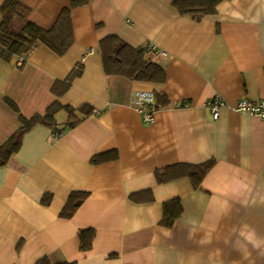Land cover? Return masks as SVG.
I'll return each mask as SVG.
<instances>
[{"label":"crops","instance_id":"1","mask_svg":"<svg viewBox=\"0 0 264 264\" xmlns=\"http://www.w3.org/2000/svg\"><path fill=\"white\" fill-rule=\"evenodd\" d=\"M20 1L45 29L70 5ZM72 18L75 41L64 55L40 44L26 56H0V145L22 116L46 115L55 102L93 109L76 111L83 119L73 128L60 110L56 130L34 126L0 165V264H264V243L254 247L241 235L264 242V121L232 108L264 97V0H225L200 18L181 14L173 0H92ZM114 34L165 51L152 58L165 82L107 74L100 42ZM137 90L166 96L155 122L131 107ZM215 96L230 105L218 119L207 106ZM211 159L198 188L188 176L158 180L165 168ZM75 191L88 196L63 217ZM175 199L183 212L166 227L165 204ZM88 228L95 237L83 251L79 232Z\"/></svg>","mask_w":264,"mask_h":264},{"label":"trees","instance_id":"2","mask_svg":"<svg viewBox=\"0 0 264 264\" xmlns=\"http://www.w3.org/2000/svg\"><path fill=\"white\" fill-rule=\"evenodd\" d=\"M92 0H69L70 5L65 7L55 24L50 29H45L31 21L28 14L31 8L20 0H4L1 5L2 19L0 22V56L5 60H11L14 56H26L40 44H45L59 55H64L73 45L74 24L72 10L85 6ZM225 0H173L174 6L183 15H190L194 18L215 15L218 6ZM100 50L103 55L104 68L109 75H122L138 81L151 83H164L166 71L164 67L152 59L147 58L146 48H135L122 40L117 35L105 37L100 42ZM77 75V70L73 71L68 79L67 89ZM157 101L161 105L169 102L164 95H158ZM9 102L14 106L15 103ZM65 109L69 113L67 126L75 127L84 116L93 111L89 106L74 108L69 105H62L59 102L52 104L46 115L36 114L31 118L22 116V127L3 145H0V165L7 164L12 156L17 153L23 143L24 135L34 126L43 124L56 130V114ZM76 111L83 114L78 117ZM99 154L93 158V163L98 164L110 158H116L114 152ZM215 160L199 164H178L165 168L157 172L159 182H168L173 179L188 176L196 188L200 187L205 175L213 168ZM88 193L85 191H75L71 194L61 215L71 217L81 206ZM135 198V197H133ZM50 195L44 198L45 203H49ZM183 207L178 199L165 204L162 225L171 227L180 217ZM80 248L83 251L91 249L95 237L93 228L83 229L79 232ZM37 264H73L69 262L52 263L50 259L43 258Z\"/></svg>","mask_w":264,"mask_h":264},{"label":"built area","instance_id":"3","mask_svg":"<svg viewBox=\"0 0 264 264\" xmlns=\"http://www.w3.org/2000/svg\"><path fill=\"white\" fill-rule=\"evenodd\" d=\"M146 49L147 55L150 56L151 59L167 55L165 51L159 49L155 45H150ZM207 106L211 109L213 117L218 119L220 117L221 108L229 107L230 105H228L221 96H215L207 102ZM131 107L135 109L147 123L155 122L156 113L160 108L156 93L153 90H137L131 101ZM232 108L241 113L258 116L264 121V97L258 100L242 98ZM60 136L61 134L59 132L53 133L54 138H59Z\"/></svg>","mask_w":264,"mask_h":264},{"label":"clouds","instance_id":"4","mask_svg":"<svg viewBox=\"0 0 264 264\" xmlns=\"http://www.w3.org/2000/svg\"><path fill=\"white\" fill-rule=\"evenodd\" d=\"M241 235H242V236H245V238H246L249 242H251V243L253 244L254 247L259 248L260 245H261V243H264V242H262V241L256 239V238L254 237V233H248V234H245L244 232H241Z\"/></svg>","mask_w":264,"mask_h":264}]
</instances>
